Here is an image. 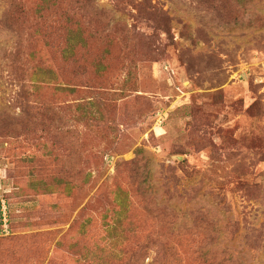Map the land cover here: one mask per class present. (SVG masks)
Instances as JSON below:
<instances>
[{"label":"rangeland","instance_id":"obj_1","mask_svg":"<svg viewBox=\"0 0 264 264\" xmlns=\"http://www.w3.org/2000/svg\"><path fill=\"white\" fill-rule=\"evenodd\" d=\"M137 245L264 264V0H0V264Z\"/></svg>","mask_w":264,"mask_h":264},{"label":"trees","instance_id":"obj_2","mask_svg":"<svg viewBox=\"0 0 264 264\" xmlns=\"http://www.w3.org/2000/svg\"><path fill=\"white\" fill-rule=\"evenodd\" d=\"M119 204L122 205V202L119 201ZM145 247L141 245H137L130 254L128 258L127 264H142L144 261V256H142V252L144 251ZM99 260V259H98ZM122 261V260H119Z\"/></svg>","mask_w":264,"mask_h":264}]
</instances>
